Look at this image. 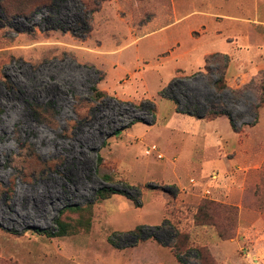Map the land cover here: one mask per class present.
Here are the masks:
<instances>
[{
  "label": "rangeland",
  "instance_id": "obj_1",
  "mask_svg": "<svg viewBox=\"0 0 264 264\" xmlns=\"http://www.w3.org/2000/svg\"><path fill=\"white\" fill-rule=\"evenodd\" d=\"M9 1L0 0V264H185L165 245V219L188 235V264H264V104L234 131L227 116L192 115L168 96L173 81L204 73L178 87L181 102L253 122L255 91L217 93L219 70L204 66L228 55L231 89L264 79V0H104L92 16L81 0H26L23 15ZM94 86L107 96L96 100ZM30 103L49 105L52 123ZM102 187L121 191L95 201ZM204 199L232 210L194 220ZM56 219L65 235L33 229L56 232ZM158 225L162 243L111 242Z\"/></svg>",
  "mask_w": 264,
  "mask_h": 264
},
{
  "label": "trees",
  "instance_id": "obj_2",
  "mask_svg": "<svg viewBox=\"0 0 264 264\" xmlns=\"http://www.w3.org/2000/svg\"><path fill=\"white\" fill-rule=\"evenodd\" d=\"M56 1L57 0H46V4H44L43 6L48 7L49 9H54ZM102 1H104V0H81L82 5L84 6V9H85V14H87L88 16H92V14L100 8ZM7 5H8L7 11L9 13H13L16 15L17 14L23 15L24 10L27 9V7H28L26 0L9 1V4H7ZM221 60H223L222 63H221ZM228 63H229L228 55H226V54H210V55H207L205 57L204 68L206 71H208L210 73H212L214 69L217 71L219 70L217 79L212 83V86L217 93H221L224 90H229L230 92H233V93H243L246 90H254L255 91L256 104L254 105V116H255V118H254L253 122H241L240 125H236V121L232 117V113L230 111H227L224 109H219L216 106H211L209 108H206L204 110V112L201 113L198 110V107L196 105L193 106V105H191V103L181 102V100L179 99V95L175 94V92L178 90V87L183 85L184 88H186V86L183 84L184 80L196 79V78H198V76H204V73H198L192 77H187L185 79L173 81V83L171 84V95H168V96L176 101L180 110L188 112L192 115L200 116L204 119H209V120L225 115L229 118L230 124H231L232 128L234 129V131H238L240 126L243 124L253 125L256 123L257 108L264 104V79L259 78V81L257 84H255L254 81L252 80L251 82L245 84L241 88L231 89L229 86H227V84L225 82V78H224V70L227 67ZM102 78H103L102 73H99V79H102ZM93 93L95 95L94 97L96 98V100L104 99L107 96L106 92L99 90L96 86L93 87ZM185 97H186V95H185ZM129 104H131V103L129 102ZM144 104L151 106L149 108V113L151 114L152 119H153L152 105L149 103H144ZM131 105H134V104H131ZM140 106H137V107H140ZM192 106H193V108H191ZM29 108L31 110V113L34 115V117L41 122L43 121V122H47L48 124H51L55 118V113L53 112V110L50 108L49 105L45 106V105H41L38 103H30ZM77 117H79V116H77ZM142 119H137V120H142ZM137 120H135V121H137ZM143 120H145V119H143ZM135 121H133V122H135ZM133 122H131V123H133ZM130 124L123 126L121 128L127 127ZM118 130L114 131L113 134H115ZM103 146H104V144H103ZM102 163H103V157L99 152H97L96 153V173H98V171H99L98 169L102 165ZM42 165L45 166L46 163H42ZM101 179H103L104 181H107V182H111V176L109 174L101 175ZM117 191H121V190L116 189V188H112V187L111 188L102 187L99 190H97L95 201L100 200V199H106V198L110 197L113 193H116ZM166 192L171 196H176L178 193V190L172 189L171 191L166 190ZM124 193L128 195V192L124 191ZM91 205H92V202L86 204L85 207L90 208ZM67 208L68 209L73 208V209L80 210L81 207L79 205H68ZM220 208H222V211L225 213L230 212V209H231L229 207H223V206H221V204L210 202V201L204 199L195 208L194 220H199L201 216L202 217L204 216L207 219H209L210 222H212L214 214ZM55 222L57 224V231L56 232H51V230H49V229H40L37 227H34L33 229L39 234H44L46 236H51V237L65 235L68 231V224L59 220V219H56ZM165 222L167 224H169V228H170L169 231L172 235L171 236L172 237L171 243L165 244V245L170 246L171 250L173 251V253L176 256L178 261L183 262L185 264H188L187 262H185L182 259V255L188 253L191 250L189 248L185 249V246H186L188 239H189L188 235L186 233H184L183 231H181L180 228L177 227L176 225L170 224L169 221H167V219H165ZM195 223L200 224V225L206 224V223H200L199 221H195ZM212 224L216 227L215 222ZM162 228L163 227L160 225L155 226V227H147L145 229L144 228H136V229L130 231L131 237H132L131 242H128L127 244H120V243L114 242V241H111V242L113 244H116L117 247H123L124 245H126V246L127 245H133V244L137 243L138 241L149 237V235L150 236L152 235V236H154V238L157 241L162 243V241L160 240V238L157 234ZM146 231H148V233H146ZM218 236L222 239L230 238L229 236H226L223 233V231H221V230H218ZM196 253L199 257H201L199 250H196ZM204 264H214V262L211 260V258L209 256H207V258H205Z\"/></svg>",
  "mask_w": 264,
  "mask_h": 264
},
{
  "label": "crops",
  "instance_id": "obj_3",
  "mask_svg": "<svg viewBox=\"0 0 264 264\" xmlns=\"http://www.w3.org/2000/svg\"><path fill=\"white\" fill-rule=\"evenodd\" d=\"M235 62V61H234ZM231 65V64H230ZM229 66V65H228Z\"/></svg>",
  "mask_w": 264,
  "mask_h": 264
}]
</instances>
